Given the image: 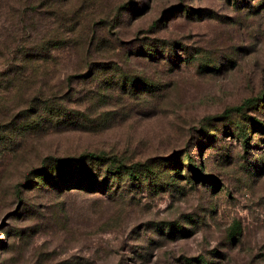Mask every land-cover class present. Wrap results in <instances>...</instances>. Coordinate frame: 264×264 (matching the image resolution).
Returning a JSON list of instances; mask_svg holds the SVG:
<instances>
[{"label":"rangeland","instance_id":"rangeland-1","mask_svg":"<svg viewBox=\"0 0 264 264\" xmlns=\"http://www.w3.org/2000/svg\"><path fill=\"white\" fill-rule=\"evenodd\" d=\"M0 264H264V0H0Z\"/></svg>","mask_w":264,"mask_h":264},{"label":"trees","instance_id":"trees-1","mask_svg":"<svg viewBox=\"0 0 264 264\" xmlns=\"http://www.w3.org/2000/svg\"><path fill=\"white\" fill-rule=\"evenodd\" d=\"M48 51V49H47ZM31 57V56H30ZM27 58V55H25V59ZM31 59V58H30ZM100 157L99 155H97L96 153L93 152H88L86 154H83L80 158H77L76 160H74L76 163H82V162H98L100 161ZM108 163V161L106 162ZM111 163H114V161L109 162V166L107 167V170H105V172L110 173L111 175L114 174H118L119 171L121 170L122 166L120 164L117 163V165H115L114 167L111 166Z\"/></svg>","mask_w":264,"mask_h":264}]
</instances>
